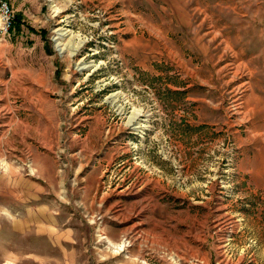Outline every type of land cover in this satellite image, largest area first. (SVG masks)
Instances as JSON below:
<instances>
[{
	"label": "rangeland",
	"instance_id": "obj_1",
	"mask_svg": "<svg viewBox=\"0 0 264 264\" xmlns=\"http://www.w3.org/2000/svg\"><path fill=\"white\" fill-rule=\"evenodd\" d=\"M2 1L0 264H264V0Z\"/></svg>",
	"mask_w": 264,
	"mask_h": 264
},
{
	"label": "built area",
	"instance_id": "obj_2",
	"mask_svg": "<svg viewBox=\"0 0 264 264\" xmlns=\"http://www.w3.org/2000/svg\"><path fill=\"white\" fill-rule=\"evenodd\" d=\"M0 13L2 23L5 25L6 29H8L12 25L13 15L11 14L7 3L3 2L2 0H0Z\"/></svg>",
	"mask_w": 264,
	"mask_h": 264
},
{
	"label": "trees",
	"instance_id": "obj_3",
	"mask_svg": "<svg viewBox=\"0 0 264 264\" xmlns=\"http://www.w3.org/2000/svg\"><path fill=\"white\" fill-rule=\"evenodd\" d=\"M14 25H16V27L20 28V24H21V18L18 16V17H15L14 19Z\"/></svg>",
	"mask_w": 264,
	"mask_h": 264
}]
</instances>
